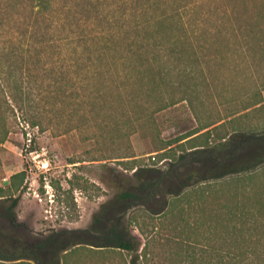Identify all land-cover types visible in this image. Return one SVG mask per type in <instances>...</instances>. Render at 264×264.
<instances>
[{"label":"trees","instance_id":"obj_1","mask_svg":"<svg viewBox=\"0 0 264 264\" xmlns=\"http://www.w3.org/2000/svg\"><path fill=\"white\" fill-rule=\"evenodd\" d=\"M232 57L233 71L263 74L254 87L264 88V0H0V98L7 95L31 128L43 131L46 121L56 125L65 115L69 132L96 114L129 155L131 131L153 123L155 113L185 103L197 123L178 138L193 144L167 170L143 167L113 178L118 190L84 230L32 234L18 221L20 196L12 194L24 189L25 172L13 174L10 194L0 188V264H67L80 248L147 263L126 215L137 207L163 215L170 201L202 210L208 200L215 208H206V234H170L171 257L179 264H264V183L255 181L261 173L243 176L264 165V126L196 143L264 107L259 92L237 113L203 122L209 65ZM122 99L139 111L110 115ZM5 121L0 116V144L9 134ZM124 158L133 156L112 159Z\"/></svg>","mask_w":264,"mask_h":264},{"label":"rangeland","instance_id":"obj_2","mask_svg":"<svg viewBox=\"0 0 264 264\" xmlns=\"http://www.w3.org/2000/svg\"><path fill=\"white\" fill-rule=\"evenodd\" d=\"M237 62L238 59L232 57L220 61V64L209 65L206 77L210 85L204 86L200 91L203 106L199 107V113L203 122H213L220 116L237 113L247 100H253L259 92L264 100V88L254 87V81L260 82L263 74L257 71L252 75L233 71L231 67ZM258 77L261 78L260 81ZM2 95L4 97L0 100L6 99L12 109L7 104H0V116L5 117L9 132L7 140L0 144V188L10 194V177L21 171L25 172L24 189L20 194H12L20 196L15 209L17 219L24 222L32 234L87 229L100 206L118 190L116 182L111 183L113 178L130 177L135 169L143 167L167 170L181 152L188 150L193 144L178 142V138L197 127L187 104L169 107L155 113L153 123L137 125L136 131H131V150L129 155H123L122 149L125 146L117 141L112 142L116 138L112 137V127L101 123L100 118L96 120V114L90 116L86 121L87 125H81L79 129L67 132L69 119L64 115L63 118L54 119L56 125H49L46 121V128L42 131L28 126L22 120L21 113L8 100V96ZM136 96L142 101L145 99L141 92ZM122 100L125 105H121L119 101L107 112L117 115L127 110L133 116L139 111L125 99ZM47 110L40 107L44 115ZM234 121L213 129L210 135L196 143L201 144L206 139L209 144H215L238 128H262L264 107ZM120 153L122 155H118ZM119 156L133 158L112 159ZM112 170H117L118 173ZM260 173L261 176L255 181L264 183V165L243 176ZM235 177L226 178L224 182L227 185L224 184L221 189L228 191L226 186ZM170 202L163 215H152L142 207H137L126 215L125 225L141 243L138 254H147V263L140 257V264H179L180 259L170 255L174 253L170 247V234H206L203 224L206 208H215L210 203L211 200H208L204 211L199 203L190 206L186 204L187 201ZM77 250L67 260V264H126L130 259L125 252L98 254L84 248Z\"/></svg>","mask_w":264,"mask_h":264}]
</instances>
